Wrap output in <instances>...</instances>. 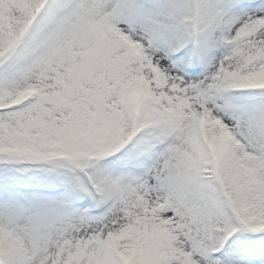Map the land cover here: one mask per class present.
I'll return each mask as SVG.
<instances>
[{
  "label": "snow or ice",
  "instance_id": "snow-or-ice-1",
  "mask_svg": "<svg viewBox=\"0 0 264 264\" xmlns=\"http://www.w3.org/2000/svg\"><path fill=\"white\" fill-rule=\"evenodd\" d=\"M0 264H264V0H0Z\"/></svg>",
  "mask_w": 264,
  "mask_h": 264
}]
</instances>
